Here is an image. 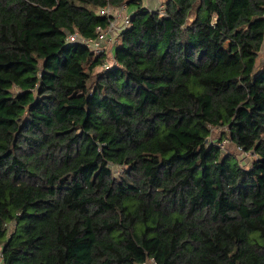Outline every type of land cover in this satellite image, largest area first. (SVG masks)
<instances>
[{
  "label": "trees",
  "instance_id": "1",
  "mask_svg": "<svg viewBox=\"0 0 264 264\" xmlns=\"http://www.w3.org/2000/svg\"><path fill=\"white\" fill-rule=\"evenodd\" d=\"M164 7L0 0V264H264V0Z\"/></svg>",
  "mask_w": 264,
  "mask_h": 264
},
{
  "label": "built area",
  "instance_id": "2",
  "mask_svg": "<svg viewBox=\"0 0 264 264\" xmlns=\"http://www.w3.org/2000/svg\"><path fill=\"white\" fill-rule=\"evenodd\" d=\"M160 12L164 13V5L161 7ZM102 15L110 17L107 28L97 27L98 38L95 40H84L78 34L70 35V41H81L91 48L96 54H101L105 51V43H112L113 47L116 46L121 34L132 26L131 14L127 13L126 6L120 8H113L110 6L104 7L100 10ZM107 38V39H106ZM109 38V39H108ZM105 69L113 65L104 64Z\"/></svg>",
  "mask_w": 264,
  "mask_h": 264
},
{
  "label": "rangeland",
  "instance_id": "3",
  "mask_svg": "<svg viewBox=\"0 0 264 264\" xmlns=\"http://www.w3.org/2000/svg\"><path fill=\"white\" fill-rule=\"evenodd\" d=\"M148 1H149V7L151 9H153V8L156 9V4H153L152 1H155L157 3V0H146V3ZM159 2H160L159 5L160 4L164 5L165 0H159ZM161 7H160V9H161ZM112 47H113L112 43H109V45H108L109 53H108L107 59L105 61L106 64H110V65H114L115 64V62H114V54L112 53V50H111ZM260 61L261 62L264 61V50L262 51V54L260 55ZM103 67L101 69H103ZM217 133H219V131H217ZM214 140L218 141L217 138H214ZM222 147H223L224 151L228 152L229 150H231L232 152H234L237 155V157H239L242 160L243 163H247L248 165H250L251 162H252V159L254 160V158H255V157L251 156L250 154H244L243 152H240L239 150H236L235 147L228 140H225L223 142V146ZM115 172L117 173L118 171L115 170ZM1 251H2V246L0 245V260H1Z\"/></svg>",
  "mask_w": 264,
  "mask_h": 264
},
{
  "label": "crops",
  "instance_id": "4",
  "mask_svg": "<svg viewBox=\"0 0 264 264\" xmlns=\"http://www.w3.org/2000/svg\"><path fill=\"white\" fill-rule=\"evenodd\" d=\"M143 2H144V6H146L149 10H160V7L161 6H163V4H160L159 5V0H157V3L155 2V1H152V3L153 4H156V9H151L150 7H149V1L146 3V0H143ZM159 6V7H158ZM127 8V7H126ZM133 11H134V8H132V7H129V8H127V13H129V14H131V13H133ZM107 39V38H106ZM109 39V38H108ZM108 45H109V43H108V40H107V42L105 43V46H106V50L108 51ZM114 47H116V46H114ZM114 47H112V53H113V51L115 50V48ZM109 53V52H108Z\"/></svg>",
  "mask_w": 264,
  "mask_h": 264
}]
</instances>
